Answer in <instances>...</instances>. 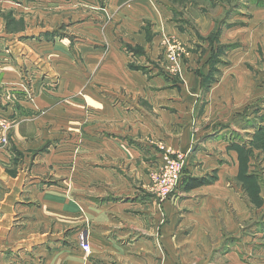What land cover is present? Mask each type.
I'll use <instances>...</instances> for the list:
<instances>
[{"label":"crops","instance_id":"1","mask_svg":"<svg viewBox=\"0 0 264 264\" xmlns=\"http://www.w3.org/2000/svg\"><path fill=\"white\" fill-rule=\"evenodd\" d=\"M239 1L90 0L93 13L77 17V52L60 35L39 42L35 33L12 41L7 32L0 34V100L9 91L27 98L28 88H46L33 103L20 100L11 105L3 100L0 106V116L19 121L11 143L0 149V264H186L179 218L184 203L203 216L204 203L221 205L233 194L236 206L247 209L241 190L223 181L237 174L235 148L243 146V140L232 137V131L242 132L229 126L216 130L213 143L232 159L226 161L223 151L222 157L213 151L192 152L194 162L197 158L215 168L213 183L177 191L167 200L156 199L148 190L150 171L163 163L160 146L189 148L209 124L203 123L208 108L200 113L191 91L198 77L184 76L186 91L150 64L160 54L162 36L193 35L192 24L184 19L223 18ZM75 3L85 10L86 0L44 4L68 14ZM211 3L217 4L211 11L202 6ZM27 6L28 0H0L3 10L22 13ZM82 22L88 27L82 29ZM209 23L205 32L214 26ZM86 27L91 33L86 34ZM62 98L78 105L57 104ZM38 110H46L47 116ZM262 124L254 119L243 130L252 135ZM58 131L61 135L56 136ZM225 131H231L228 138ZM55 168L61 170L63 182L74 181L71 188L65 183L61 190L48 185L46 175ZM103 184L108 196L99 203ZM233 225L227 231L239 238L231 243L238 245H229L224 259L227 264H246L249 256V264H255L244 245L254 237L242 233L239 221ZM208 227L198 218L189 236ZM81 234L88 238L90 254L80 246Z\"/></svg>","mask_w":264,"mask_h":264},{"label":"rangeland","instance_id":"2","mask_svg":"<svg viewBox=\"0 0 264 264\" xmlns=\"http://www.w3.org/2000/svg\"><path fill=\"white\" fill-rule=\"evenodd\" d=\"M14 1L19 3V0ZM33 1L28 0L27 10L23 9L22 13L15 12L13 9L3 10V7H0V34L7 32L9 34L7 35L8 41H12L13 39H21L23 33H35L39 42L51 40L60 35L59 37L69 39L71 47L73 46L77 52L78 41H76V37L79 35L77 17L81 14L93 13L95 7L91 6L90 0H86L85 10L81 9V5L78 8L75 3V7L73 5L69 8L68 14L55 10V6H46L45 0ZM30 2L35 5L30 6ZM199 4L195 3L194 5ZM24 5V3L21 4V6ZM202 6L211 11L217 7V4L211 3V5L205 4V6L202 4ZM225 13L223 18H210L214 26L209 32H205L210 27L209 19H184L187 23L192 24L194 34L184 38L173 33L162 36L159 43L161 46L160 54L157 58L151 59L152 62L150 63L158 68L159 73L165 74L166 77H173V82H180L186 91L189 88L184 76L198 77L199 81L196 87H191V91L195 94L200 113L205 111L204 107L208 108L203 123H209L200 134L198 133L199 139L193 146L180 149L185 152L166 145L160 146L163 163L150 171V183L148 185V190L156 199L167 200L177 191L189 192L186 188L192 178H199L208 185L213 183L217 178L215 168L211 165L207 168L202 161L198 163L200 159L197 158L194 162L193 156L195 154L192 155V152L213 151V155L220 157L221 153L219 152L223 151L227 156H224L227 161L233 158L232 155H229L227 150L224 151L223 147L213 143V140L216 139L214 135H218L219 132L216 130L229 126L242 132L238 134L231 130L232 137L235 135L234 139L243 140V146L235 148L236 150L234 147H230L231 150L237 152L238 170L237 174L233 176L223 177V181H232L231 184L241 190L247 209L241 205L236 206L233 202V194L230 195V198L220 201L222 206L217 202L204 203L205 213L203 216H198L197 211L183 202L179 218L183 240L182 254L186 264L229 263L224 259L225 252L229 245L237 246L238 244L231 243L239 238L234 236L233 232H228L227 229L232 230L235 221H239L240 229L243 230L242 233L251 235L255 239H251L249 243L242 242L245 245V250L251 252L252 258L255 256V264L259 260L257 258H260L259 262L264 264V0H240L230 5ZM69 15H71L70 18H68ZM68 23L70 24L68 25ZM108 23H110L109 19H107ZM80 26H83V29L84 26L88 27V23L82 22ZM87 27L85 28L86 34L91 33ZM47 29L54 30L47 31ZM165 36L170 38L167 43H164L163 40ZM86 37L89 36L86 35ZM174 45L177 46V49L175 48L176 53L178 51L180 55L181 68L179 70L173 68V60L170 56V52H172L170 47ZM192 55L194 58H191ZM148 68V71H153L151 67L147 66ZM40 86L38 89L28 88L25 92L27 98L21 97L19 93L9 91L4 94V104L6 102L15 105L20 100H28L33 103L35 96L46 89L44 85ZM211 89L213 92L208 98L207 94ZM3 100H0V106H2ZM85 101L87 104L88 100L85 99ZM76 102L78 103L76 100L62 98L57 101V104L78 105ZM207 104L208 106H206ZM146 109L148 110V108ZM37 112L41 116L44 115L43 117L47 116L46 110H38ZM3 117L4 115L0 116V120ZM8 119L11 127L0 132V135L6 136L8 144H10L13 129L19 124V121L10 116ZM254 119L261 124L263 123L261 125L263 128L262 131L251 135V131H245L243 128L244 126L245 128L249 127L248 124L250 122L252 124ZM231 131H225L227 133L224 135H227L228 138ZM58 135H61L60 131L56 132V136ZM217 137L221 138V136ZM224 138L226 137L221 139ZM43 148H39V152L42 149L45 150L46 147ZM58 152H60V148L54 152V155ZM166 152L171 154L172 158L178 155L176 153L183 152L185 154L182 158V166H179L180 181L168 196L163 197L155 191L156 183L160 184L163 181ZM197 163L198 165H195ZM206 169L209 171L205 175L202 174L206 172ZM46 177L47 180L45 181L48 185L55 186V188L59 187L60 190L63 188V183L70 188L73 185L72 182L74 183V181L71 183L69 181L63 182L61 170L58 171L56 168L54 172L47 173ZM101 186L102 199L98 200L99 203L108 196L103 193L106 190L105 185ZM223 187H227V185L224 183ZM90 189L91 193H94L93 188L90 187ZM95 194H99L98 189ZM198 218H202L210 227L207 228L208 230L204 229L198 234L194 232L191 234L192 236H189V233L197 227ZM227 221L230 222L229 227L226 226ZM200 238L205 241L196 242ZM187 255L188 257H186ZM248 258L249 256L245 260L246 264H249ZM121 260L123 261V259ZM121 260L120 262H122ZM252 263L253 261L250 262V264Z\"/></svg>","mask_w":264,"mask_h":264},{"label":"built area","instance_id":"3","mask_svg":"<svg viewBox=\"0 0 264 264\" xmlns=\"http://www.w3.org/2000/svg\"><path fill=\"white\" fill-rule=\"evenodd\" d=\"M169 39L170 38L165 36L163 39L164 43L169 42ZM175 48L177 49L176 45L170 47V50H172V52H170V56L173 60V68L179 70L181 68V62L179 60L180 55L178 51L176 53ZM0 121H2L0 122V132L8 130L11 127L10 121L7 117H3V119ZM7 145H9L7 137L0 135V149L5 148ZM184 154L185 153L183 152L176 153L177 156L175 158H172L171 154L166 152L164 156L165 171L163 172V181L160 184L156 183L155 192L158 193L160 196H168L175 189L178 182L180 181L179 166H182V158ZM80 246L87 254L91 252L90 243L88 241L87 236L84 234H81L80 236Z\"/></svg>","mask_w":264,"mask_h":264},{"label":"trees","instance_id":"4","mask_svg":"<svg viewBox=\"0 0 264 264\" xmlns=\"http://www.w3.org/2000/svg\"><path fill=\"white\" fill-rule=\"evenodd\" d=\"M262 128L263 127H261L259 131H262ZM202 184H204V183H203V181H201V179L192 178V179H190V182H189V184L187 186V189L194 188V187L200 186Z\"/></svg>","mask_w":264,"mask_h":264}]
</instances>
